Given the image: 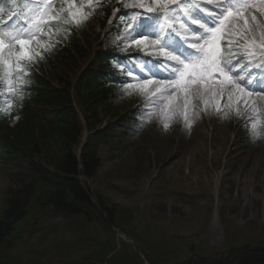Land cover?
Returning a JSON list of instances; mask_svg holds the SVG:
<instances>
[{
    "label": "rangeland",
    "instance_id": "rangeland-1",
    "mask_svg": "<svg viewBox=\"0 0 264 264\" xmlns=\"http://www.w3.org/2000/svg\"><path fill=\"white\" fill-rule=\"evenodd\" d=\"M207 1L200 0L199 4ZM222 1L210 0L209 5L202 6L219 9L225 6ZM125 10L143 12L139 8L125 7ZM246 14L250 22L252 15L257 17L250 24V36L259 41L264 14L255 8ZM202 15L206 17L207 12ZM126 24L125 18L118 29L114 25H97L89 30L87 26L88 50L94 51L95 46L103 50L122 46L132 31V25ZM188 28L196 30L198 25ZM187 34L192 38L191 31ZM45 36L38 38L45 42ZM181 38L179 35L177 46L182 44ZM232 47L235 56L240 57V49L236 44ZM256 51L259 53L260 49ZM226 52L228 47L220 57L223 67L229 65L225 64ZM245 58L264 67V57L260 55ZM91 59L88 54L86 61L78 64L79 74ZM137 94L139 104L151 99L133 91L127 98L117 100L114 108L121 109L122 116H132L129 113L135 107L129 103ZM205 99L210 100V94L193 101L195 109L188 114L190 128L182 114V100L167 117L162 116L160 108H147L144 111L150 115L136 111L135 117L127 118L123 127L118 125L119 118L112 122L116 129L114 139L99 149V172L86 184L95 201L100 198L124 211L123 231L116 226L111 231L84 230L79 220L48 215L15 243L10 253L11 264H80L99 254L103 261L115 255L116 262L176 264L191 257L223 258L246 245L264 247V126L259 138L250 140L251 129L242 127L254 117L250 109L241 105L237 115L233 102L231 109L225 106L223 111L227 115L222 116L215 111L214 104L205 110ZM250 99L256 101L264 124V99L259 93H253ZM165 122L169 124L167 129L163 126ZM109 123L106 120L103 126ZM15 172L14 166L0 163V211L5 192L13 186Z\"/></svg>",
    "mask_w": 264,
    "mask_h": 264
},
{
    "label": "trees",
    "instance_id": "trees-1",
    "mask_svg": "<svg viewBox=\"0 0 264 264\" xmlns=\"http://www.w3.org/2000/svg\"><path fill=\"white\" fill-rule=\"evenodd\" d=\"M84 1L87 19L75 26L63 23L67 11L62 14L50 50L43 52V59L25 66L30 74L24 79L31 82L14 95L10 112L0 111V163L16 170L0 211V264L12 263L15 243L48 215L79 220L84 230L111 231L116 226L123 231L124 211L100 198L95 201L86 182L99 172V149L113 139L111 125L100 130L104 122L119 118L123 123L128 118L114 108L129 89L120 83L121 75L132 81L134 76L124 72V60L102 50L96 51L95 59L79 74L78 64L90 55L87 26L89 30L104 26L121 2L95 0L92 11L86 7L88 0ZM6 3L10 0L3 3L9 8ZM128 49L146 54L135 47ZM5 89L0 79V91ZM101 258L102 254L90 256L80 264H130L114 261L115 255L105 261ZM176 264H264V247L246 245L223 258L191 257Z\"/></svg>",
    "mask_w": 264,
    "mask_h": 264
},
{
    "label": "snow or ice",
    "instance_id": "snow-or-ice-1",
    "mask_svg": "<svg viewBox=\"0 0 264 264\" xmlns=\"http://www.w3.org/2000/svg\"><path fill=\"white\" fill-rule=\"evenodd\" d=\"M65 3L66 9L62 8L60 12L55 11L54 5L48 3L26 5L31 16L25 23L9 24L4 30H0V79L11 92H18L24 84L31 82L24 79L30 74L25 70V66L35 63L37 58L43 59V52L50 50L54 34L52 29L61 22V12L67 11V18L63 23L80 26L87 19L88 13L78 7L74 0H65ZM88 6L92 7V0H89ZM249 6L248 0H225L224 7L212 10L193 0H183L182 3L180 0H151L150 3L136 0L135 3H125L124 7L143 10L142 13L123 14L127 19L125 26L132 25V31L126 39L134 43L129 46L140 49L147 55L161 58L149 63L139 55L130 54L125 57L127 62L123 65L124 72L139 79L133 83L121 75L120 83L126 84L129 89L145 97H151L146 104L138 105L137 112L150 115V112L144 110L160 108L162 116L167 117L168 112L182 100V114L186 126L190 128L188 114L189 110L195 109L193 101L201 95L210 94L211 99L204 100L205 110L210 104H214L215 111L225 116L227 113L223 109L225 106L231 109L233 102L237 115H240L241 105L246 110L250 109L254 117L242 127L245 130L251 129L250 140L258 139L264 124L259 118L256 101L250 97L253 93H259L261 99H264V70L248 71L245 75L239 68L242 63L245 69L251 67L245 62V57L254 58L257 55L264 57V29L260 33L259 41L250 36L252 32L250 24L255 22L257 17L252 15L251 22L249 21L245 11ZM251 6L264 14V0H259L258 5ZM156 12L160 15H144ZM205 12L206 17L202 15ZM132 17L139 18L133 21ZM183 18L198 25V29H189ZM45 27L48 28L47 33L44 31ZM168 29H173L177 35H181L187 48H184L183 44L177 46L173 32ZM190 31L192 39L186 35ZM41 35H47L48 42H42L38 38ZM222 41L229 49L236 44L242 53L235 63L227 67L222 66L220 59ZM257 48L260 49L259 53L256 51ZM13 73L17 74L14 79ZM253 76L257 77L255 81H252ZM26 91L28 94L31 93V89ZM11 108L12 104L8 103L6 107H0V111L10 112ZM163 126L167 129L169 124L165 122Z\"/></svg>",
    "mask_w": 264,
    "mask_h": 264
}]
</instances>
